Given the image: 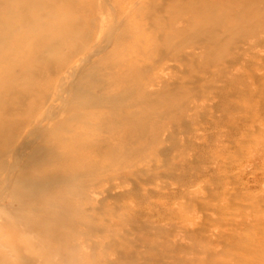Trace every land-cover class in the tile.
<instances>
[{"label":"rangeland","instance_id":"1","mask_svg":"<svg viewBox=\"0 0 264 264\" xmlns=\"http://www.w3.org/2000/svg\"><path fill=\"white\" fill-rule=\"evenodd\" d=\"M27 1L0 0V8L18 9L16 15L1 10L0 17L22 18L42 36H27L23 48H14V38L10 43L11 55L23 68H37L35 75L0 60V98L36 106L29 118L0 108V123L12 125H0V159H8L0 161V179L37 139L44 124L35 120L59 107L73 112L69 68L80 63L78 74L90 72L102 85L122 68L126 75L112 80L108 96L130 92L141 116L158 123L146 138L160 136L127 160L131 174L99 185L93 195L72 192L69 183L39 210L28 207L29 239L17 240L14 254L0 251V264H264V0H37L49 12L28 15ZM38 18L49 26L33 23ZM73 18L84 25L76 40L63 26ZM125 27L122 51L102 58L110 31L120 35ZM47 44L52 47L34 56ZM181 53L192 54L181 60ZM167 57L168 66H161ZM152 69L160 78L149 83ZM139 84L145 91L137 92ZM103 93L97 88L92 97ZM115 151L82 158L66 173L111 170ZM6 194L0 191V230L11 232L23 219ZM56 231L65 238L51 240ZM64 245L67 251L56 250Z\"/></svg>","mask_w":264,"mask_h":264},{"label":"bare ground","instance_id":"2","mask_svg":"<svg viewBox=\"0 0 264 264\" xmlns=\"http://www.w3.org/2000/svg\"><path fill=\"white\" fill-rule=\"evenodd\" d=\"M35 1L37 0H28V5L22 7L23 11H28L26 13L27 15L31 11L34 13L41 12L45 14L49 12L47 4H42L41 2L38 3ZM1 10L5 14L16 15L18 9L16 10L13 6H3L2 8H0V16ZM33 23L41 24V26H49L48 22L43 23L42 19L40 18H38L36 21H33ZM26 25L27 22L22 21V18L19 20L11 17L7 20L0 17V60L3 59L13 61V67H20V64H22L18 62V59H15L11 55V51L13 48L12 45L10 46V43L13 41V38L17 42L16 47L14 48H23L21 43L23 39L27 38V36L35 37L38 39L39 37H42L41 35H38L37 28H33L32 25H28L26 27ZM63 26H65L67 29L65 31V34L72 36V39L75 40L77 39L75 37V34L77 33L78 29H83L84 27V25H78L75 22L74 18L73 20L68 19L63 24ZM260 26L261 28H263L262 31L264 32V25L262 24ZM21 27L24 28L21 29ZM113 30L110 31L111 36H108L110 38L106 37L108 39L106 40L105 44L107 43L108 46L104 49L102 48V52L104 53L102 58L104 59L109 57L112 58L113 56L121 52V48L127 41V35H129L130 33V30H127L126 27L122 29V33L120 35H116V28ZM259 31H261V29ZM253 36H251L250 38H252ZM262 38H264V36ZM243 40H246V43L244 44L245 46L250 45V42H247L249 39L246 38ZM62 43L63 41L60 44L59 42H57L56 45H59L61 47ZM251 43L253 42L251 41ZM48 47L50 48L52 46L47 44L45 46H42V48L40 47L41 49L35 52L34 56H38L42 49L45 50L48 49ZM97 51H99L98 46L96 52ZM71 53L75 57L80 54L79 50L76 49L74 51H71ZM89 53L87 54V57L84 58L85 61H88L91 54H93L91 52ZM191 54L192 53H181V56L179 58L181 60H184ZM40 60L41 62L43 61V59L41 58L39 59V63ZM169 62L170 60L167 57L164 58L160 64L161 66H168ZM51 63H53L52 60ZM53 64L55 65L56 63ZM81 64L83 63H80L79 67L72 64L73 66L69 68L71 72L70 75L73 80L72 84H74L72 88L75 89V92L71 93L72 101L70 106L73 112L65 109L61 110L60 107L59 109H57L59 110L58 112L54 108V110L57 111L54 112H56L57 114L50 110L49 113L44 114V116H41L40 119L38 118L37 120H35V122L37 123H39L41 120L45 128L43 127L41 129L38 127V131L36 132L37 139L35 141H32L30 144L28 141V143H25V145L29 144L28 146H26L28 147V151L26 148L19 152L17 150V157L12 161L14 163H10V166L13 165V169L10 167L12 169L11 170L7 167L9 170H11L10 175L8 174V177L5 176L4 178L0 179V191H6V193L8 194H6L7 197H3L6 198L11 203V205H16L14 206L17 207L16 210H18L19 213L21 212L20 215L23 219L21 226L11 228V232L15 233L17 237L21 235L25 236L27 232L29 233L33 229L32 226H30L32 220H30L27 215H25L26 209L28 207L32 208L34 206L35 208L37 206H40L42 208L44 202H46L47 199L56 197V187H58L57 189H66V186L69 183H73V185H75V188L72 192L81 195H87L91 193V195H93V191L99 185L109 183L111 180H120L127 174H131L128 172L134 164L127 163V160H130L133 157L138 156L142 152H145L148 148V144L155 143L159 139L160 132H156L155 134H153L151 137L152 140H148L146 138V136L156 125H158V123L153 119H147L144 116H141L139 110V106L141 105V103L138 100H130V98L132 97L130 92L124 91L118 96H108V91L111 85L114 86L116 82L120 80L122 82V80L124 79L126 74L124 73V70H122V68L118 69L119 71H121L120 74H109L108 76L111 75V79L109 78L110 82L106 85H102L95 81L90 72L79 75L78 69H80ZM124 68L125 67H123V69ZM36 69L37 68L31 67L23 68L21 66V71L24 75H35V72H37ZM61 70L63 69H59V71ZM159 72L160 71L156 70L153 71V69L149 71L147 73L148 77H146L147 82H155V79L160 78ZM112 80L115 83L112 84ZM100 87L104 92L102 97H92L93 91H95L97 88L100 89ZM139 90L140 92L145 91V89H143L141 85L137 88V92H139ZM34 93L35 91L31 94L29 93V96L32 97ZM65 99L66 97L63 98V100ZM6 102V98H0V108L5 111V115H12L14 113H17L18 116L22 117L27 115L29 118L32 115L33 111L36 109V106L35 108L33 107L32 109H29L28 107H24V105L22 104L14 106V103L7 104ZM53 103L55 104L54 101ZM64 104L65 103H63V105ZM106 109L108 110V112H106ZM137 120L142 123L139 125L131 124L133 123L132 121ZM164 121L165 120L161 121L162 125L164 124ZM49 122L53 123V125H49ZM0 125L2 127H6V125H8L9 127L12 126L9 123H0ZM13 137L14 136L9 135L6 136L8 145H11L12 140H14ZM114 149H116V151L111 161V170L93 171V168H90V171L86 173H79V175L76 174L74 176L66 173L70 164L76 163L78 160L87 158L92 154L96 157L107 156L108 153L110 154L112 151H114ZM9 153H11V151ZM12 153L14 154L15 152ZM6 155V157H8L9 154ZM11 157H14V155ZM58 158H61L62 160V163L59 167L55 165L56 162L54 161ZM1 160L5 161L4 159H2V157L0 161ZM10 160H12V158ZM6 161H8V159ZM37 167H40V173L46 174H40V170L36 173H32ZM9 170L7 171L8 173ZM47 170L49 171L45 172ZM40 207L38 208L40 209ZM38 208H36L35 210H39ZM39 224H41V222H39ZM65 236L68 235L65 234ZM70 237L69 239H71ZM60 238H62L61 240H63V238L65 237L62 236L61 232L58 233L57 231L50 237V239L53 241L54 239L56 241H59ZM67 240L68 239H66L65 241ZM69 241L70 240H68V242ZM66 247L68 246H60L59 249L57 248L56 250H64L66 249Z\"/></svg>","mask_w":264,"mask_h":264},{"label":"clouds","instance_id":"3","mask_svg":"<svg viewBox=\"0 0 264 264\" xmlns=\"http://www.w3.org/2000/svg\"><path fill=\"white\" fill-rule=\"evenodd\" d=\"M29 238L27 236H19L13 232L6 230H0V251H5L9 254L15 252V242L18 240L21 243L27 242Z\"/></svg>","mask_w":264,"mask_h":264}]
</instances>
